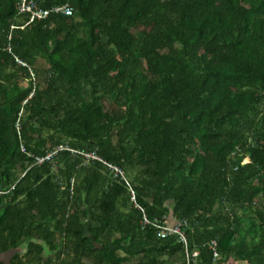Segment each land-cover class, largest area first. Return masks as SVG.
I'll return each instance as SVG.
<instances>
[{"label":"trees","instance_id":"obj_1","mask_svg":"<svg viewBox=\"0 0 264 264\" xmlns=\"http://www.w3.org/2000/svg\"><path fill=\"white\" fill-rule=\"evenodd\" d=\"M22 2L0 0V252L187 264L159 236L182 223L197 264H264V0Z\"/></svg>","mask_w":264,"mask_h":264},{"label":"built area","instance_id":"obj_2","mask_svg":"<svg viewBox=\"0 0 264 264\" xmlns=\"http://www.w3.org/2000/svg\"><path fill=\"white\" fill-rule=\"evenodd\" d=\"M20 11L22 13H27L30 16V22L34 21V20H42L44 18H46L51 10L48 9H43L40 8L36 2H34V0H23V2L20 5ZM56 12H62L66 15H71L73 13V9L68 6V5H63V6H59L57 8H55ZM18 128L20 127V124L17 125ZM24 150V147H23ZM51 156V154L49 156H47L46 158H49ZM88 157L92 156L94 158H98L100 160H102V158L93 155V154H87ZM45 160L44 157L39 158V163L43 162ZM112 166V165H111ZM116 172H122L123 171L115 166H112ZM135 199V196L133 195V200ZM144 223H149V220L145 217L144 219ZM159 236L161 237H167L170 234H176L180 241L184 243V246L186 248L187 251V264H197V259L196 257L198 256L199 252L198 251H194L191 252L190 248H189V243H188V238L187 235L183 229V224L180 223L178 225H159ZM219 252L216 250V246L214 247V256L218 257Z\"/></svg>","mask_w":264,"mask_h":264},{"label":"water","instance_id":"obj_3","mask_svg":"<svg viewBox=\"0 0 264 264\" xmlns=\"http://www.w3.org/2000/svg\"><path fill=\"white\" fill-rule=\"evenodd\" d=\"M20 252V248H11L7 251L0 252V264H12V258Z\"/></svg>","mask_w":264,"mask_h":264},{"label":"rangeland","instance_id":"obj_4","mask_svg":"<svg viewBox=\"0 0 264 264\" xmlns=\"http://www.w3.org/2000/svg\"><path fill=\"white\" fill-rule=\"evenodd\" d=\"M25 247V245L23 246V248ZM22 249H20V251H21ZM231 264H242V262H237V263H233V262H231Z\"/></svg>","mask_w":264,"mask_h":264}]
</instances>
